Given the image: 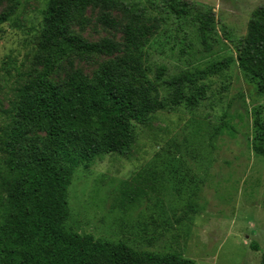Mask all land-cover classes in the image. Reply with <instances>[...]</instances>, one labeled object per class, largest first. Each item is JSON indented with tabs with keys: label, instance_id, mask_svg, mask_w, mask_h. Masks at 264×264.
Listing matches in <instances>:
<instances>
[{
	"label": "rangeland",
	"instance_id": "374dc122",
	"mask_svg": "<svg viewBox=\"0 0 264 264\" xmlns=\"http://www.w3.org/2000/svg\"><path fill=\"white\" fill-rule=\"evenodd\" d=\"M49 1L0 3V126L10 121L5 113L15 91L36 67ZM129 1L138 3L147 25H155L144 40L142 61L153 79L165 69L159 81L162 96L168 95L165 80L234 60L200 82L206 99L194 110L159 111L137 125L127 154L80 163L68 187L66 228L96 240L123 241L138 251L177 252L196 264H264V158L253 150L255 122L264 119V96L237 62V46L264 0H181L214 14L207 40L192 18L172 14L169 0ZM99 16L87 12L83 37L93 43L123 42L121 29L103 26ZM115 17L122 19L118 13ZM105 60H77L75 67L92 75ZM28 138L26 147L46 134L35 129ZM151 170L160 174L156 192L147 190L140 202L123 203L124 185Z\"/></svg>",
	"mask_w": 264,
	"mask_h": 264
},
{
	"label": "trees",
	"instance_id": "16d2710c",
	"mask_svg": "<svg viewBox=\"0 0 264 264\" xmlns=\"http://www.w3.org/2000/svg\"><path fill=\"white\" fill-rule=\"evenodd\" d=\"M169 1L172 14L192 18L207 40L214 31V14L185 1ZM136 6L129 0H50L43 12L36 67L15 91L5 113L10 121L0 126V153L5 155L0 158V264H196L177 252L138 251L126 242L96 240L65 226L68 187L80 163L127 154L137 125L159 111L194 110L206 99L200 82L234 60L165 80L168 95L162 96L159 81L165 69L153 79L142 61L144 40L155 25H147L144 11ZM89 10L98 11L103 26L120 28L124 41L86 40L81 31L88 25ZM237 51L241 70L264 96V4L253 12ZM94 57L107 60L92 75L75 67L77 60ZM62 74L57 82L51 79ZM35 129L46 138L32 139L26 147ZM253 150L264 158V119L255 122ZM159 180L157 171L138 174L124 185L123 203L135 204L147 190L156 192Z\"/></svg>",
	"mask_w": 264,
	"mask_h": 264
}]
</instances>
